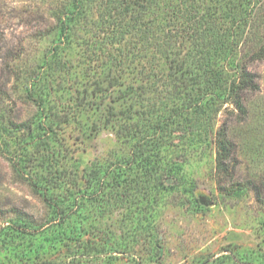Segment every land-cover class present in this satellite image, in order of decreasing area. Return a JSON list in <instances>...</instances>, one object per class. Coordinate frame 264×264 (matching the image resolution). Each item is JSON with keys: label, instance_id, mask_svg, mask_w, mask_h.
<instances>
[{"label": "trees", "instance_id": "trees-1", "mask_svg": "<svg viewBox=\"0 0 264 264\" xmlns=\"http://www.w3.org/2000/svg\"><path fill=\"white\" fill-rule=\"evenodd\" d=\"M95 7L97 40L83 44L84 64L74 66L63 54L73 49L80 19L93 22ZM263 9L258 0H72L49 65L28 92L39 109L34 129L15 150L16 169L27 172L48 213L41 222L20 216L0 225V264H109L156 251L160 207L179 186L204 210L174 158L193 149L199 134L191 129L207 131L220 103L234 105L237 121L246 117L245 94L260 89L249 64L264 60V43L249 57L239 45ZM155 77L170 81L167 100L148 97ZM65 126L89 136L110 129L131 153L93 162L82 186ZM228 130L227 121L214 140L220 175H233ZM141 240L146 245L136 248Z\"/></svg>", "mask_w": 264, "mask_h": 264}, {"label": "rangeland", "instance_id": "rangeland-1", "mask_svg": "<svg viewBox=\"0 0 264 264\" xmlns=\"http://www.w3.org/2000/svg\"><path fill=\"white\" fill-rule=\"evenodd\" d=\"M71 1L0 0V128H6L0 133V144L7 142L10 150L5 146L0 148L2 226L20 216L41 222L48 213L44 200L31 187L27 172L16 169L15 153L19 150L16 143H21L34 129L39 109L28 92L49 65L51 49L57 45V29ZM258 1L264 7V0ZM98 13L95 7L93 22L87 24L85 19H80L72 32L73 49L69 54L67 50L64 52V61L74 66L84 64L83 44L93 46L99 34ZM261 17L258 26L246 27L239 45L248 57L256 45L264 43V12ZM249 70L257 75L260 89L245 94L248 112L244 120L237 121V110L232 103H220L215 117L207 123V131L198 124L191 129L199 134L195 137V148L179 151L174 158L184 163L183 185L194 187L205 209L196 211L184 187L179 186L165 196L160 207L156 222L157 252L145 250L138 256L119 255L109 264H264V60L252 62ZM66 74V71L60 73L59 79L67 77ZM165 82H169L167 89ZM162 84V91L155 89ZM150 86L148 97L152 101L167 100L171 88L168 79L163 83L156 80ZM226 120L234 144L233 175H220L216 169L215 135ZM71 129L65 126L63 136L73 150L80 177L95 161L115 160L131 153L130 146L110 129L91 136ZM179 130L181 133L182 128ZM167 182L172 183L173 179ZM84 183L81 177L80 184L84 186ZM122 212L114 214L112 223ZM144 244L141 240L134 245L138 248Z\"/></svg>", "mask_w": 264, "mask_h": 264}]
</instances>
